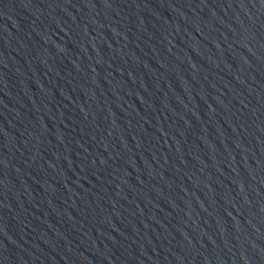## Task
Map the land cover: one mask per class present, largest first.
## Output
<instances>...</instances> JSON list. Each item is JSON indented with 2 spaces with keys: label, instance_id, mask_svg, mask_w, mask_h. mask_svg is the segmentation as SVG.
Segmentation results:
<instances>
[{
  "label": "water",
  "instance_id": "1",
  "mask_svg": "<svg viewBox=\"0 0 264 264\" xmlns=\"http://www.w3.org/2000/svg\"><path fill=\"white\" fill-rule=\"evenodd\" d=\"M0 264H264V0H0Z\"/></svg>",
  "mask_w": 264,
  "mask_h": 264
}]
</instances>
